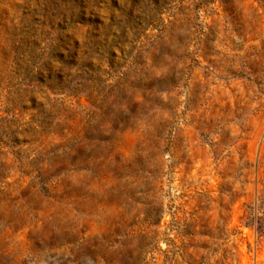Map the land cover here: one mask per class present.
<instances>
[{
    "label": "rangeland",
    "instance_id": "1",
    "mask_svg": "<svg viewBox=\"0 0 264 264\" xmlns=\"http://www.w3.org/2000/svg\"><path fill=\"white\" fill-rule=\"evenodd\" d=\"M0 264H264V0H0Z\"/></svg>",
    "mask_w": 264,
    "mask_h": 264
}]
</instances>
